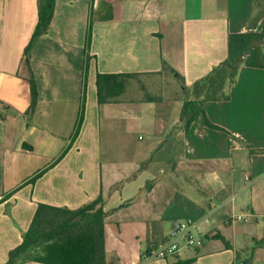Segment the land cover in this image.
<instances>
[{"label": "crops", "instance_id": "0c3cea01", "mask_svg": "<svg viewBox=\"0 0 264 264\" xmlns=\"http://www.w3.org/2000/svg\"><path fill=\"white\" fill-rule=\"evenodd\" d=\"M257 3L54 0L34 35L37 0H0V264L38 204L73 210L98 197L105 264H264V68L240 64L228 98L205 102L222 129L198 119L186 129L192 96L173 83L174 98L132 99L143 89L129 86L99 104L95 82L138 73L147 93L165 62L190 88L226 58L229 33L261 30L264 17L250 26ZM238 213L246 220L226 223ZM184 219L199 221L202 245L144 259ZM27 252L13 264H46Z\"/></svg>", "mask_w": 264, "mask_h": 264}, {"label": "trees", "instance_id": "16d2710c", "mask_svg": "<svg viewBox=\"0 0 264 264\" xmlns=\"http://www.w3.org/2000/svg\"><path fill=\"white\" fill-rule=\"evenodd\" d=\"M53 4L54 0H37L38 24L34 35L46 29ZM261 17H264V6L259 15L252 18L250 26L253 27ZM256 40H264V26L258 32L229 33L226 58L204 77L194 81L190 88L184 86L182 76L162 62L163 71L156 75H161L163 80L150 82L147 93L142 90L140 95L133 94L132 99L155 101L174 98L178 92L171 87L173 83L180 88L181 95L189 93L192 96L184 100L181 111L186 129L191 121L197 119L202 126L222 129L208 120L204 104L209 100L228 98L223 91L224 85L234 80L240 64L264 68V46L256 44L251 47ZM141 77L138 73H97L98 103H116L126 98L129 86L137 90L142 88ZM103 215L101 197L73 210L38 204L30 228L24 233L21 243L9 251L6 264H13L20 254L35 247H39L41 252L32 259L46 264H105Z\"/></svg>", "mask_w": 264, "mask_h": 264}, {"label": "built area", "instance_id": "2783aa9c", "mask_svg": "<svg viewBox=\"0 0 264 264\" xmlns=\"http://www.w3.org/2000/svg\"><path fill=\"white\" fill-rule=\"evenodd\" d=\"M248 179V176H246ZM245 213H238L226 220L232 223L236 220H246ZM210 214L203 218L204 222L209 221ZM199 221L191 219L176 220L168 231L166 238L158 243H152L150 250L144 255V259H164L178 254L181 250L199 247L204 241L203 234L198 230Z\"/></svg>", "mask_w": 264, "mask_h": 264}, {"label": "rangeland", "instance_id": "374dc122", "mask_svg": "<svg viewBox=\"0 0 264 264\" xmlns=\"http://www.w3.org/2000/svg\"><path fill=\"white\" fill-rule=\"evenodd\" d=\"M257 5H258V12H257V15H259V13H260V11H261V9L263 8V6H264V0H258V3H257ZM262 26H264V18H262ZM261 26V27H262ZM143 82V81H142ZM144 83V82H143ZM138 86H140V83H138ZM137 86V87H138ZM141 90L143 89L144 90V87L143 88H140ZM134 90H137V88H135ZM145 91H146V89H145ZM33 249V248H32ZM31 249V251H29L28 250V252L27 253H25L24 255H23V257H22V259H27V258H34L35 256H37L39 253L38 252H36V251H33Z\"/></svg>", "mask_w": 264, "mask_h": 264}, {"label": "water", "instance_id": "95a60500", "mask_svg": "<svg viewBox=\"0 0 264 264\" xmlns=\"http://www.w3.org/2000/svg\"><path fill=\"white\" fill-rule=\"evenodd\" d=\"M256 44H258V45H263V46H264V40H256V41H253V42L251 43V47H252L253 45H256Z\"/></svg>", "mask_w": 264, "mask_h": 264}]
</instances>
